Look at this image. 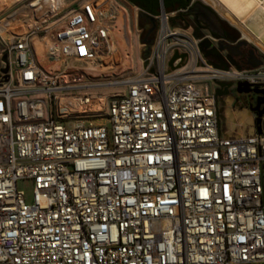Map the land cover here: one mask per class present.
<instances>
[{"label":"built area","instance_id":"2783aa9c","mask_svg":"<svg viewBox=\"0 0 264 264\" xmlns=\"http://www.w3.org/2000/svg\"><path fill=\"white\" fill-rule=\"evenodd\" d=\"M30 5L0 51V264H264V123L232 126L213 93L264 71L212 67L189 6L159 0L141 71L106 99L77 66L104 63L125 10Z\"/></svg>","mask_w":264,"mask_h":264},{"label":"rangeland","instance_id":"374dc122","mask_svg":"<svg viewBox=\"0 0 264 264\" xmlns=\"http://www.w3.org/2000/svg\"><path fill=\"white\" fill-rule=\"evenodd\" d=\"M35 1L37 0H0V51L5 43L14 36L26 33L34 25L33 18L27 17V9ZM115 1L125 10V15L115 31L113 48L110 54L104 58L103 64L94 63L91 67H87L84 64H78L77 66V68H80L78 74L81 73L82 75L81 83L93 86L92 94L104 95L106 99H109L113 93L123 92L122 82L125 79L134 77L141 71L142 55L145 49V44L139 40V28L134 23V18L137 17L138 13L137 9L125 0ZM60 2L61 0H56L53 3L54 9L58 7ZM63 2L62 7L64 10L61 15L64 16L69 10V8L66 9L68 5H76L81 0H63ZM35 36L32 35L36 59L43 66L42 56L39 55V49L36 44L38 43V38ZM259 71H264V68H259ZM231 109L237 113L243 112L248 117L250 124L242 126L243 130L248 132L255 115L248 109L241 108L237 103H234ZM229 113L230 111H228L227 117ZM19 186L22 187V185ZM24 186L26 187V185ZM27 191L29 192V190Z\"/></svg>","mask_w":264,"mask_h":264},{"label":"flooded vegetation","instance_id":"af4514ba","mask_svg":"<svg viewBox=\"0 0 264 264\" xmlns=\"http://www.w3.org/2000/svg\"><path fill=\"white\" fill-rule=\"evenodd\" d=\"M132 6L137 9V20L136 24L139 28L140 35L139 40L142 43H152L155 36V24L151 23L147 19V15L142 10L152 9V3L150 0H125ZM188 1L186 6L179 9H184L189 6V10L196 6H206L203 0H165L166 7L169 9H176L178 5ZM210 8V7H209ZM175 11V10H172ZM214 19L208 20V23L196 20V17L192 16V22L190 24L193 27L195 34L209 33L214 39L215 44L213 47L205 52V57L208 60V63L218 70H224V67L227 69L225 71L235 69L236 67L242 70H254L261 67H264V53L258 50V48L253 45L251 42L246 41L240 34V32L229 25L223 18L214 11ZM180 18H187L188 14L179 15ZM221 49V50H220ZM262 54V55H261ZM231 84L230 87L226 89L227 94L221 95L215 98L216 103L220 108H227L226 114L228 111L232 110L231 107L234 103H237L241 108L246 109H256V111L264 110V104H261V95L249 92L247 94H238L235 91L236 84L228 82ZM217 86H215V89ZM251 90H264L262 87H250ZM223 91V90H222ZM259 100V101H258ZM259 104H257L258 102ZM256 115V112L253 113ZM262 123H264V117H262Z\"/></svg>","mask_w":264,"mask_h":264},{"label":"bare ground","instance_id":"6f19581e","mask_svg":"<svg viewBox=\"0 0 264 264\" xmlns=\"http://www.w3.org/2000/svg\"><path fill=\"white\" fill-rule=\"evenodd\" d=\"M55 1L56 0H37L32 5H30V7H37L32 9L31 12L36 14V12L41 8L39 6L41 4L52 12L53 10L61 7L63 4V0H61L60 4H58V7L54 9L53 3ZM203 1L213 11L218 13L223 18V20L235 27L240 32L242 37L246 39V41L251 42L258 48L259 51L264 53V0ZM39 18L40 17H37V20H39ZM230 112L233 113H229L228 115L229 120L232 119V126L238 127V122H242V117L239 115L240 113L234 112L232 110Z\"/></svg>","mask_w":264,"mask_h":264},{"label":"water","instance_id":"95a60500","mask_svg":"<svg viewBox=\"0 0 264 264\" xmlns=\"http://www.w3.org/2000/svg\"><path fill=\"white\" fill-rule=\"evenodd\" d=\"M161 2H162V0H161ZM188 14L191 15V16L196 17V20L202 21V22H204V23L207 24L208 23V20H213L214 19V14L215 13L209 7L199 6L198 5V6H196V9L194 7L191 10H189L188 11ZM144 44H145V49H144L143 55H142V59L143 60L149 56V53H150V44L151 43H144ZM200 46H201V49H203V48L209 47V44L206 43V42H203V43L200 44ZM176 58H177L176 55H174L171 58V60L169 62V65L170 66H171V64L173 63V61ZM6 60H7V55L6 54H2V56L0 58V62H2V63L5 64V67L4 68H1L0 67V71L2 73H6L7 70H8L7 65H6ZM226 69L227 68L224 67V70H226ZM236 70L237 71H240V68L236 67ZM214 84L217 86V88L214 89V91H213L215 98H217V97H219L221 95H226L227 94L226 89L231 86L230 83H224V82H215ZM235 86H236L235 91L238 94H247L249 92H253L255 94L261 95V98H259V99L261 100V104H264V90H262V89L261 90H251V89H249L251 86L249 84H247V83H244V82H238ZM257 104H259V102ZM248 110L251 113L256 112V115L253 118V121H251V124H253V122H254V127H255L256 133L257 134H261L260 124H261L262 117H264V110H261V111H256V109H248Z\"/></svg>","mask_w":264,"mask_h":264},{"label":"trees","instance_id":"16d2710c","mask_svg":"<svg viewBox=\"0 0 264 264\" xmlns=\"http://www.w3.org/2000/svg\"><path fill=\"white\" fill-rule=\"evenodd\" d=\"M151 3H152V9H145L143 8L142 10L145 12L146 15H149V16H155L157 13H158V10H159V0H150ZM188 1H184L183 3H181L180 5H178L176 7V9H169L166 7V4H165V0H162V6L164 8L165 11H172V10H177L178 8H183L184 6H186Z\"/></svg>","mask_w":264,"mask_h":264},{"label":"crops","instance_id":"0c3cea01","mask_svg":"<svg viewBox=\"0 0 264 264\" xmlns=\"http://www.w3.org/2000/svg\"><path fill=\"white\" fill-rule=\"evenodd\" d=\"M35 43H36V42H35ZM36 44H38V43H36ZM37 46H38V45H37ZM38 49H39V46H38ZM38 53H39V55L41 56V50H40V49H39V52H38ZM230 113H231V112H230ZM239 115L242 117V122H238L240 126H244V125H246V124H247V125L250 124V123H249L250 120H249L248 117L245 115V113L242 112V113H240ZM231 121H232V119L229 120L230 124L232 125L233 123H231ZM246 121H247V122H246ZM234 122H236V121H234ZM234 127H236V126H234Z\"/></svg>","mask_w":264,"mask_h":264}]
</instances>
